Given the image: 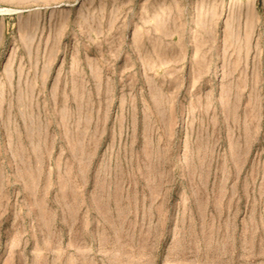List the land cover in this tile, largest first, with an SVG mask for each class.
Returning a JSON list of instances; mask_svg holds the SVG:
<instances>
[{
	"label": "rangeland",
	"instance_id": "1",
	"mask_svg": "<svg viewBox=\"0 0 264 264\" xmlns=\"http://www.w3.org/2000/svg\"><path fill=\"white\" fill-rule=\"evenodd\" d=\"M0 264H264V0H0Z\"/></svg>",
	"mask_w": 264,
	"mask_h": 264
}]
</instances>
